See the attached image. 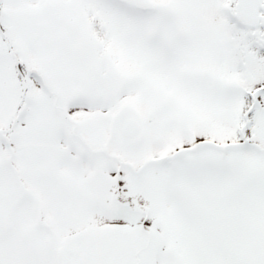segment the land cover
<instances>
[{"label":"snow or ice","instance_id":"6c2138e0","mask_svg":"<svg viewBox=\"0 0 264 264\" xmlns=\"http://www.w3.org/2000/svg\"><path fill=\"white\" fill-rule=\"evenodd\" d=\"M0 264H264V0H0Z\"/></svg>","mask_w":264,"mask_h":264}]
</instances>
